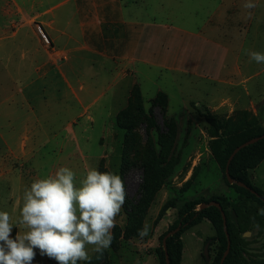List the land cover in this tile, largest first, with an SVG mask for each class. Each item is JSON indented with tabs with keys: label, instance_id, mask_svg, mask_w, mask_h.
Returning <instances> with one entry per match:
<instances>
[{
	"label": "rangeland",
	"instance_id": "obj_1",
	"mask_svg": "<svg viewBox=\"0 0 264 264\" xmlns=\"http://www.w3.org/2000/svg\"><path fill=\"white\" fill-rule=\"evenodd\" d=\"M33 1L39 13L48 7L43 5L44 0ZM207 1L196 0L193 23L198 26L206 20ZM236 1V6H229V30L231 34L234 27L245 30V40L241 39L242 48L237 50L243 75L230 77L233 85L213 86L206 81L165 74L140 76L141 90L134 86L126 104L114 116L105 117L107 110L113 108L107 103L110 94L98 101L100 113L95 109L87 112L88 117L102 114L113 123L102 130L99 120L88 128L95 143L87 144L81 139L85 134L81 124L86 121L81 103L93 101V95L81 90L82 79L78 81L77 75H66L64 80L58 73L59 33L46 24L49 18L29 12L30 0H0V211L10 214L15 226L13 235L24 231L18 224L20 209L24 192L34 180L68 167L79 185L87 170L95 168L120 175L126 199L112 230L110 248L101 254L88 245L90 259L78 264H158L159 237L175 222L178 209L186 201L212 195L227 197L241 211L243 207L251 209L252 217L245 225L250 231L236 232L235 237L244 249L242 257L249 260L245 264L264 263V213L254 202L243 205L238 194L226 186L211 150L217 122L255 120L264 129V64L249 57L253 51L264 53V0H250L256 5L251 9L244 7L249 0ZM181 13L189 18L188 7H182ZM229 53L231 61L233 53ZM229 66L232 70L233 65ZM158 89L168 96L156 93ZM132 91L141 96L142 114L134 111L135 105L130 102ZM162 94L167 97L165 112L152 109ZM221 97L231 102L216 111L208 108L209 103ZM191 102L201 104L205 112L199 113ZM123 110L126 112L121 117V128L116 119ZM75 137L80 138L79 144ZM78 148L96 157L86 162L80 158ZM154 168L160 171L159 175ZM252 172L257 177L254 182ZM249 176L264 192V160L249 170ZM148 183L149 199L143 202L141 194ZM142 209L143 214H138ZM146 222L149 232L141 238L138 230ZM215 235L206 219L187 229L181 235L180 264H212L219 245H209L207 240ZM207 243L208 259L204 256ZM33 264L56 262L38 253Z\"/></svg>",
	"mask_w": 264,
	"mask_h": 264
},
{
	"label": "crops",
	"instance_id": "obj_2",
	"mask_svg": "<svg viewBox=\"0 0 264 264\" xmlns=\"http://www.w3.org/2000/svg\"><path fill=\"white\" fill-rule=\"evenodd\" d=\"M30 1L29 12L49 18L46 24L59 33L58 73L64 80L66 75H77L78 81L82 79L81 90L93 95V101L81 103L86 120L81 124L85 129L83 143H95L88 128L99 120L102 130L113 124L105 117L123 108L134 86L141 90L140 76L165 74L213 86H231L230 77L243 75L237 50L242 48L245 30L234 27L233 34L229 30V6H236V0H208L206 20L200 26L193 23L196 0H44L43 5L48 7L40 13L35 10V2ZM184 6L188 7L189 18L180 16ZM229 52L233 53L231 61ZM158 92L166 94L164 90ZM106 95L110 98L107 103L113 107L107 110L109 114L88 117L91 109L100 113L98 101ZM230 102L221 97L207 106L216 111ZM74 140L80 143V138ZM78 153L86 162L96 157L79 148ZM252 176L256 181L255 173Z\"/></svg>",
	"mask_w": 264,
	"mask_h": 264
},
{
	"label": "clouds",
	"instance_id": "obj_3",
	"mask_svg": "<svg viewBox=\"0 0 264 264\" xmlns=\"http://www.w3.org/2000/svg\"><path fill=\"white\" fill-rule=\"evenodd\" d=\"M252 2L245 8H254ZM250 60L264 64V53L250 52ZM124 181L113 172L89 169L79 185L68 167L34 180L23 195L16 231L7 211H0V264H33L37 254L56 264L88 261L87 246L103 253L110 248L112 230L125 203ZM146 222L138 235H148Z\"/></svg>",
	"mask_w": 264,
	"mask_h": 264
},
{
	"label": "trees",
	"instance_id": "obj_4",
	"mask_svg": "<svg viewBox=\"0 0 264 264\" xmlns=\"http://www.w3.org/2000/svg\"><path fill=\"white\" fill-rule=\"evenodd\" d=\"M160 100V102L153 104L152 109H158L160 112H165L167 106L166 95H160ZM130 102H133L135 105L134 111L140 114L144 112L141 103V96L138 93H133V91L131 92ZM190 105L199 113L205 112L202 111V105L199 103L191 102ZM125 112L126 110H123L117 115L116 124L121 128H124L121 117L125 115ZM215 134L216 135L214 136L216 137V140L212 143L211 150L217 164L223 172L224 183L228 188L233 189L238 194V197L241 199V201H243V205L245 202H254L261 209V212L264 213V201H262V198L264 199V192L251 182L249 176V170L255 169L264 160V138L258 140L254 144L247 145L246 147L240 149L234 155L228 166L230 177L238 182L244 183L248 189L240 187L237 184L230 185L225 178L227 161L233 150L250 139L263 135L264 129H262L255 120L250 122L238 121L234 123H229V121H226L225 123L217 122L215 124ZM143 169L144 175H147L145 166ZM153 171H155L157 175L160 173V171L156 168H154ZM154 187L155 186L153 185V188ZM144 189L145 190L143 191V194H141L142 200L143 202H147V199H149L150 190L149 183L148 186L144 187ZM211 201L220 203L226 218V232L228 233V237L230 239V250L222 264H234L233 260L237 261L236 264H245L247 261H249L242 257V252H244V249L241 247V243L237 242L235 233H244L246 231H250L249 229H246L245 225L248 223L250 215L252 217L251 209L243 207V210L241 211V209L239 210L235 203L231 202L227 197L223 195H212L208 198L199 197L190 201H186L178 209L177 219L175 222L170 225L169 228L159 237L160 245L156 250L158 264H166V255L168 258V264H180L182 256L181 235L190 227L200 223L203 219H206L210 222L216 233V235L209 238L207 242L209 245L215 242L219 245V251L215 255L212 264H220L222 256L227 247V237L223 229L221 212L214 206H209L201 210L198 209V206L202 203H209ZM169 207H171V205ZM143 211V209L139 210L138 214H143ZM253 217H255L254 214ZM177 227H179V230L166 239V250L164 251L162 247L163 237L169 231H172Z\"/></svg>",
	"mask_w": 264,
	"mask_h": 264
},
{
	"label": "water",
	"instance_id": "obj_5",
	"mask_svg": "<svg viewBox=\"0 0 264 264\" xmlns=\"http://www.w3.org/2000/svg\"><path fill=\"white\" fill-rule=\"evenodd\" d=\"M264 138V134L259 136V137H256V138H253V139H250L249 141L239 145L238 147H236L232 154L230 155L228 161H227V165H226V169H225V178L226 180L229 182L230 185L232 184H237L238 186L240 187H243L245 189H248V187L242 183V182H238L234 179H232L229 175V172H228V166H229V163L230 161L232 160V158L234 157V155L242 148L246 147L247 145H250V144H254L255 142H257L258 140ZM253 193V192H252ZM262 201H264V199L262 198ZM209 206H214L216 207L217 209L220 210L221 212V216H222V220H223V229L225 231V234H226V237H227V247H226V250L222 256V259L220 261V264L223 263L224 259L226 258L227 254L229 253V250H230V239L228 237V233L226 232V218H225V214L224 212L222 211V207L220 205L219 202H215V201H211L209 203H202L201 205L198 206V209L201 210V209H204V208H207ZM179 230V227H177L176 229L172 230V231H169L162 239V247L164 249V251L166 250V239L170 236H172L173 234H175L177 231ZM207 248H208V243L205 245L204 247V256L206 259H208V253H207ZM166 264H168V258H167V255H166Z\"/></svg>",
	"mask_w": 264,
	"mask_h": 264
}]
</instances>
